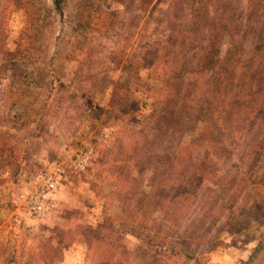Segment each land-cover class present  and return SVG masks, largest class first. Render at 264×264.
<instances>
[{
	"label": "trees",
	"instance_id": "16d2710c",
	"mask_svg": "<svg viewBox=\"0 0 264 264\" xmlns=\"http://www.w3.org/2000/svg\"><path fill=\"white\" fill-rule=\"evenodd\" d=\"M10 1L0 6V15ZM13 1L32 15L35 0ZM139 3L148 23H159L151 31L156 40L143 46L141 58L154 86L129 74L124 87L143 83L151 111L139 130L131 126L134 135L127 145L134 150L127 149L126 158L138 171L124 174V167L115 168V194L124 203L126 218L135 217L136 229L151 233L157 244L128 251L106 237L108 230L119 231L106 219L92 236L80 238L91 264H189L221 242L225 232H252L264 203V198L259 201L249 193L264 166V0ZM67 4L52 0L51 10L61 16ZM163 6L161 17L154 18ZM34 31L31 26L25 31L30 57L44 45ZM125 69L131 73L133 68L128 64ZM31 71L32 66L20 64L12 69L5 85L11 97L20 101L30 86H38L40 78ZM197 124L202 125L201 134L183 144V132ZM224 157L234 158L238 169L220 173L217 164ZM147 172H154L155 179L144 191L141 182ZM5 242L0 245L3 264L12 263L24 250L37 264L59 263V245L31 248L18 234ZM263 243L264 233L255 250Z\"/></svg>",
	"mask_w": 264,
	"mask_h": 264
},
{
	"label": "rangeland",
	"instance_id": "374dc122",
	"mask_svg": "<svg viewBox=\"0 0 264 264\" xmlns=\"http://www.w3.org/2000/svg\"><path fill=\"white\" fill-rule=\"evenodd\" d=\"M51 2L35 0L29 16L12 0L0 15V245L18 234L31 248L59 245L58 264H91L80 234L92 236L106 219L119 230L107 229L109 240L131 252L153 248L157 241L151 233L136 229L135 217L126 218L115 194V168L124 167V174L138 171L127 162L126 150H134L127 143L134 135L131 126L139 130L149 115L151 101L142 92L143 83L130 82L127 89L124 84L132 74L154 86L141 58L143 46L156 40L151 31L159 23H148L139 0H68L61 16L51 10ZM163 11L164 6L153 17ZM29 26L44 44L32 57L25 40ZM18 64L32 66L31 76L40 78L20 101L5 88ZM201 132V124L186 130L182 143L195 141ZM217 166L220 173L238 169L234 158L224 157ZM45 171L56 173L61 187L54 208L37 219L19 196ZM258 175L249 193L260 201L264 166ZM154 179V172L143 174L141 189L149 190ZM259 211L252 232H225L221 242L189 264H264V243L255 250L264 233V203ZM29 253L20 251L10 264H37Z\"/></svg>",
	"mask_w": 264,
	"mask_h": 264
},
{
	"label": "built area",
	"instance_id": "2783aa9c",
	"mask_svg": "<svg viewBox=\"0 0 264 264\" xmlns=\"http://www.w3.org/2000/svg\"><path fill=\"white\" fill-rule=\"evenodd\" d=\"M61 180L56 173L45 171L36 176L34 185L24 190L19 199L30 216L43 219L55 206Z\"/></svg>",
	"mask_w": 264,
	"mask_h": 264
}]
</instances>
